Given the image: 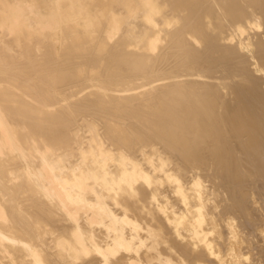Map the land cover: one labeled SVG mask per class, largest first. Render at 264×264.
Listing matches in <instances>:
<instances>
[{
    "label": "bare ground",
    "instance_id": "bare-ground-1",
    "mask_svg": "<svg viewBox=\"0 0 264 264\" xmlns=\"http://www.w3.org/2000/svg\"><path fill=\"white\" fill-rule=\"evenodd\" d=\"M0 264H264V0H0Z\"/></svg>",
    "mask_w": 264,
    "mask_h": 264
}]
</instances>
